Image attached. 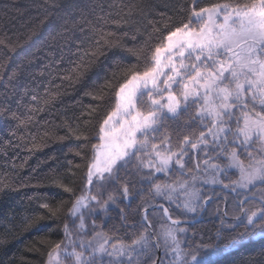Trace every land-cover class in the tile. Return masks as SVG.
<instances>
[{"label":"trees","instance_id":"1","mask_svg":"<svg viewBox=\"0 0 264 264\" xmlns=\"http://www.w3.org/2000/svg\"><path fill=\"white\" fill-rule=\"evenodd\" d=\"M194 2L199 10L224 3L250 5L252 0H57L55 7L47 0H0V103H6L20 117L0 118V264H47L48 245L66 242L65 223L73 239L81 234L68 218L67 207L86 189L87 164L94 157L93 145L99 143L103 121L117 105L119 85L131 73L151 67L149 62H141L143 56L123 59L129 54L102 41L116 40L124 48H143L150 54L166 42L168 31L190 21ZM117 63L119 68H114ZM137 104L140 110H149L148 103ZM255 109L264 114L259 105ZM168 125L164 132L172 137L170 147L177 152L181 141L174 134L172 121ZM202 130L198 126L192 129L197 134ZM151 142L161 144L160 139ZM172 167V182L188 178L184 172L191 165L183 172L175 164ZM147 174L145 170L140 175ZM54 177H62L74 194L51 187ZM129 179L138 177L130 175ZM165 179L169 180L156 174L154 182ZM129 189V200H117L118 207L110 208L109 216L87 214L82 234L92 236L94 220L102 226L97 231L124 242H130L126 232L139 235L142 229L121 227L119 209H124L128 224L138 225L143 221L142 210L159 199L148 184H129ZM91 192L97 194L94 186ZM220 194L208 203L198 222L182 224L191 230L185 248L227 250L205 264H264V236L223 247L244 232L246 223L241 217L237 219L241 199L228 190ZM108 195L119 197L120 191L105 185L103 199ZM255 195L264 198L261 193ZM225 200L226 214L231 218L223 214ZM251 200L262 206L255 198L247 203ZM44 203L57 211L55 218L49 217ZM166 206L174 218L188 216L170 204ZM96 207L90 204V209ZM157 210L162 211L148 213L155 231L163 219L154 216Z\"/></svg>","mask_w":264,"mask_h":264},{"label":"snow or ice","instance_id":"2","mask_svg":"<svg viewBox=\"0 0 264 264\" xmlns=\"http://www.w3.org/2000/svg\"><path fill=\"white\" fill-rule=\"evenodd\" d=\"M47 3L55 7L57 0H47ZM191 21L200 25L199 30L190 27ZM190 23H182L168 31L166 43L155 46L150 54L143 48H124L116 40L102 41L129 54L123 59L143 56L141 62L147 61L151 67L131 73L130 78L119 85L116 110L108 115L100 129L104 133L100 139H107L108 143L103 146L104 151L93 145L95 155L87 164L85 187L94 186L97 194L75 196L67 207L68 218L73 219L81 234L73 239L69 225L65 223L66 242L61 240L48 245L47 264H63L62 254L72 258L73 264H164L156 255L161 247L165 253L171 249L180 264H205L201 249L184 251L180 248L176 233L186 232L185 228L168 227L157 233L148 220L147 208L143 209V221L138 225L128 224L124 209H119L121 227L142 229L139 235L125 233L130 242L97 231L102 226L94 220L91 221L92 238L85 239L82 234L84 213L81 210L94 203L97 207L89 209V215L100 213L107 217L110 208L118 207L117 200H129L132 194L129 184L135 183L150 185L152 194L167 202L182 200L177 208L183 207L187 213H199L216 195L214 192L202 194L198 183L221 184L224 190H230L237 196L242 195L237 189L248 191L249 197L239 201L240 205L251 197V191L257 184L264 185V115L253 112L250 116L248 110L249 100L264 109V0H252L250 5L237 8L228 3L214 4L198 11L194 2ZM113 67L119 68V63ZM137 102L148 103L151 110L144 114L138 110ZM117 113L122 117L118 121L119 128L115 124L110 125ZM185 115L188 117L186 120L183 119ZM0 118L20 119L6 103H0ZM168 121L175 125L174 134L181 141L177 152L171 150L172 137L164 132L169 126ZM109 125L110 130L105 132L104 126ZM193 126L204 130L197 134L192 131ZM157 133L163 134L157 136ZM149 137L160 139L161 144L150 143ZM256 144L260 147L254 150ZM161 148L166 152L160 151ZM209 148L214 153L209 159H225L223 166L210 164L209 159L200 160L201 155L209 156ZM241 156L248 161L247 164ZM173 164L182 172L191 165L184 172L189 179L172 183L154 182L156 174L167 175ZM209 168L213 175L201 180L196 173L207 174ZM230 168L238 170L239 179L225 184L218 176L224 173L225 178L230 179L227 176ZM121 170H124V175ZM145 170L148 174L140 175ZM130 175L138 179H129ZM62 179L54 177L51 187H60L74 194ZM122 180L127 182L122 184ZM105 185L115 186L120 196L108 195L103 199ZM261 203L264 204V198ZM42 207L48 210L50 218L57 216V211L48 203ZM160 207L171 225L181 223L167 215V208ZM240 211L247 220L245 230L224 248L235 246L245 238L264 236V208L259 213L249 214L243 207ZM75 218L80 221L78 225ZM113 228L119 231L115 225Z\"/></svg>","mask_w":264,"mask_h":264},{"label":"rangeland","instance_id":"3","mask_svg":"<svg viewBox=\"0 0 264 264\" xmlns=\"http://www.w3.org/2000/svg\"><path fill=\"white\" fill-rule=\"evenodd\" d=\"M211 6H212V5H211ZM211 6H207V7H205V8H210ZM231 6H232L233 8H237V7H243L244 5H241V6H233V5H231ZM197 11H198V10H197ZM218 22H219V21H218ZM188 23H190V21H189ZM190 27L199 30L200 25H199L196 21H191V23H190ZM165 43H166V42H165ZM164 55H165V58H166V57H167V53H165ZM186 62H187V61H186ZM177 63H178V61H177ZM177 94H179V93H177ZM153 95H155V93H154ZM145 98L147 99V97H145ZM117 103H118V98H117ZM137 103H138V102H137ZM257 105H258V104H255V103L251 102L250 100L248 101V110H249V115H250V116H252V113H253V112H255V113H259V112L256 111V109H255ZM137 108H138V104H137ZM148 109L151 110V109H150V106H148ZM115 110H116V107H115L114 111H115ZM138 110L141 111V112H143L144 114H147V112L149 111V110L143 111V110H140L139 108H138ZM234 111H235V109H234ZM260 114H261V113H260ZM262 115H264V114H262ZM253 118H255V117H253ZM121 119H122L121 114H120V113H117V115H116L115 117H113V120L110 121V125L115 124L116 127L119 128V122H118V121H120ZM110 125H109V126H104V131H105V132H107V131L110 130ZM103 135H104V133L101 132V133H100V136H99V143L97 144V146L100 147V151H104V147H103V146L106 145V144L108 143V140H107V139H100V137H103ZM138 138H139V137H138ZM151 141H152V138L149 137V142L152 143ZM152 144L160 145L159 143H152ZM259 147H260L259 144H256L254 150L259 149ZM159 150L162 151V152H166V150L163 149V148H161V149H159ZM207 151H208V153H209V156H203V155H201L200 157H201L202 160H204V159H209V157H211V156L214 155V153H212V151H211L210 148H209ZM173 152H174V151H173ZM94 155H95V153H94ZM140 155L143 156L144 153H141ZM240 158H241V160H244V163H245V164L248 163V161H247L243 156H241ZM185 159H187V158H185ZM209 163H210V164H211V163H219V164H221V165L223 166V165L226 163V160H225V159H209ZM203 167H204V165L201 163V169H203ZM172 170H173V167H171V168L169 169V172H168L167 175H165L164 173H158L159 175L166 176V177L169 179V180L165 179V182H163V183H172V181H171V174H170V172H171ZM196 174L201 178V180L209 179V178H211V176L213 175L211 168H209V171H208L207 174H202V173H196ZM227 176H228L230 179H226V178H225V174H224V173H220L219 176H218V179L223 180L225 184H230L232 181H236V180L239 179V173H238V170L235 169V168H230V169H228V170H227ZM187 179H189V177L186 178V179H181V180H179V181H183V180H187ZM94 183H95V178H94ZM86 184H87V182H86ZM197 187H200V188H201V192H202V194H203V193H208L209 195H211V194L214 192L216 195H218V193L220 194V193H222L223 191H225V190L223 189V186H222L221 184H215V185H212V184H201V183H198V184H197ZM92 188H93V186H89V188H86V189H85V191L83 192V194H84V195H92V194H93V193L91 192V191H92ZM218 190H220V191H218ZM228 191H230V190H228ZM237 191L242 192V195H240V196H237V195L234 193V194L237 196V198H238L239 200H240V199L242 200L245 196L249 195V192H248V191H244V190H241V189H237ZM230 192H231V191H230ZM257 193H261V194L264 195V185L257 184L256 187H255L254 189H252L251 194H257ZM155 197H156V196H155ZM156 198L159 199V202H163L164 204H166V203H167V204H170V205H172V206L175 207V208H177V205H178V204H182V200H180V199H176L174 202H167V201H165L164 199H162V198H160V197H156ZM241 200H240V201H241ZM248 200H250V199H248ZM248 200H247V201H248ZM247 201H246L245 203H243V205H240V206H242L245 210H247V212H248L249 214H250L251 212H254V211L257 212V213H259V210H260L261 208H264L263 205L260 206L256 200H251L249 203H247ZM258 201H259V200H258ZM159 202H156V203H159ZM259 202H260V201H259ZM260 203H261V202H260ZM167 204H166V205H167ZM89 209H90V204H89V207H88V208H84V209L81 210V211L84 213V224H85V229H86L85 218H86V215L89 214ZM91 209H92V208H91ZM178 209L181 210L183 214L188 215V216L186 217V219H193V218L197 217L198 214H199V213H187L183 207H179ZM86 210H87V211H86ZM234 213H236V212H234ZM169 214H170V213H169ZM241 214H242V212H241L240 209H239V212L237 213L238 218H240L239 216H241ZM162 215H163V212L160 211V210H157V211L155 212V215H154V216L159 217V219H162V218L164 219L165 217H164V215H163V216H162ZM173 218H174V217H173ZM180 218L184 219V217H180ZM241 218H243L244 221H245V223H247V220H246V217L244 216V214H243V216H241ZM76 219H77V225H78L80 221H79L78 218H76ZM163 219H162V221H160V223L157 225V231H156V232H157V233H161V232H162V229H164V228H168V227H181V228H185V229H186V232H184V233H179V232H177V233H176L177 239H178L179 242H180L179 246H180V248L183 249L184 251H194V250H189V249L185 248V246H184V245H185V242H186V236H187L189 233H191V230H189V227L186 226V225L173 226V225H171V223H169V222H167V221L165 222V220H163ZM165 219H166V218H165ZM85 229H84V231H85ZM78 232H79V230H78ZM79 233H80V232H79ZM83 233H84V232H83ZM84 238H85V239H91L92 236H89V237L84 236ZM158 238H161V239H162V236H158ZM62 247H63V246H62ZM197 249H201V257L203 258L204 262H207V261L210 260V259H214V258H216V257H218V256H221L224 252L227 251L226 249H223V248L211 247V246H207L206 248H205V247H201V246H199V248H197ZM218 249H222V250L218 251ZM69 250H71V249L69 248ZM77 251H80V249L77 248ZM61 259L63 260V264H73V259H72V258H69V257H66V256H64L63 254L61 255ZM160 260H162V261L164 262V264H180V261L177 259V256L171 251V249H169V250L167 251V253H165V250H164L163 247H161V258H160Z\"/></svg>","mask_w":264,"mask_h":264},{"label":"water","instance_id":"4","mask_svg":"<svg viewBox=\"0 0 264 264\" xmlns=\"http://www.w3.org/2000/svg\"><path fill=\"white\" fill-rule=\"evenodd\" d=\"M221 196V194H218V195H216V196H214V198H219ZM245 197H249V195H247V196H245ZM244 197V198H245ZM213 198V199H214ZM243 198V199H244ZM253 198H255V199H257V200H259L260 202H261V197L260 196H257V195H255V194H251V197L249 198V199H253ZM242 199V200H243ZM248 200V199H247ZM246 200V201H247ZM262 204V203H261ZM163 206L164 208H167V206L164 204V203H162V202H159V203H154V204H151V205H149V206H147L146 208H147V212L149 213V211H151V210H153V209H159V208H161L160 206ZM208 205V204H207ZM207 205L205 206V208L202 210V211H200L199 212V214H198V216L197 217H195V218H193V219H182V218H173L170 214H169V211H168V214L167 215H170L171 217H172V219L173 220H180L181 221V223L179 224V225H182V224H193V223H195V222H198L201 218H202V215H203V213H204V211H205V209L207 208ZM243 205V204H242ZM263 205V207H264V204H262ZM168 209V208H167ZM226 209H227V200H225L224 201V207H223V214H224V216L226 217V218H231L230 216H228L227 214H226ZM163 212V211H162ZM163 215H164V217L166 218V220L169 222V223H171L168 219H167V216L165 215V213L163 212ZM241 216H243V213L241 214ZM241 216H239V217H241ZM142 217H143V210H142ZM149 220V219H148ZM185 221H187V223H184ZM152 225V224H151ZM153 228V227H152ZM157 256L159 257V258H161V248L157 251Z\"/></svg>","mask_w":264,"mask_h":264}]
</instances>
